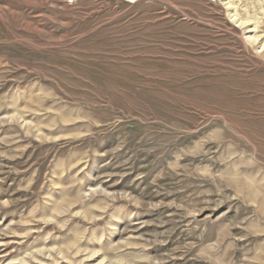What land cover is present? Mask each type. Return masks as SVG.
Here are the masks:
<instances>
[{"label": "rangeland", "instance_id": "1", "mask_svg": "<svg viewBox=\"0 0 264 264\" xmlns=\"http://www.w3.org/2000/svg\"><path fill=\"white\" fill-rule=\"evenodd\" d=\"M0 264H264V0H0Z\"/></svg>", "mask_w": 264, "mask_h": 264}, {"label": "bare ground", "instance_id": "2", "mask_svg": "<svg viewBox=\"0 0 264 264\" xmlns=\"http://www.w3.org/2000/svg\"><path fill=\"white\" fill-rule=\"evenodd\" d=\"M129 1H133V0H129Z\"/></svg>", "mask_w": 264, "mask_h": 264}]
</instances>
